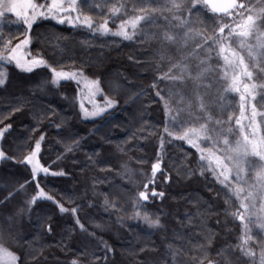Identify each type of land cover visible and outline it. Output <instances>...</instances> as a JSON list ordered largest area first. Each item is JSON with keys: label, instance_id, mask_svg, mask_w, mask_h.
<instances>
[{"label": "trees", "instance_id": "1", "mask_svg": "<svg viewBox=\"0 0 264 264\" xmlns=\"http://www.w3.org/2000/svg\"><path fill=\"white\" fill-rule=\"evenodd\" d=\"M182 2L185 7L176 14L186 22L185 27L167 11L155 12L152 23L141 22L131 40L112 32L118 30L121 19L141 14L138 9L133 11V5H141L142 0H78L81 21L90 17L92 28L49 17L28 30L11 13L0 22V51L4 41L11 39L15 47L27 35L26 59L40 56L58 71L83 73L76 80L53 85L46 67L26 73L14 63H0V70L8 73L6 84L0 85V129L11 125L0 137V150L15 157L0 160V246L20 255L23 264H71L72 260L77 264H259L264 230L258 227L254 213L264 204L263 193L257 192L252 214L241 207L248 185L254 183L255 168L248 171V183L241 185L245 191L238 199L212 173L209 159L201 160L200 151L186 140L164 132L165 126L182 133L207 125L212 139L200 141L205 156L209 152L222 156L227 147L243 142L237 122L242 92L226 90L230 78L219 47L206 46L207 37L219 36L221 26L234 27L241 18L235 13L215 14L203 0ZM239 2L259 9L264 0ZM166 3L169 0H153L148 6ZM121 4L125 7L113 15L112 7ZM105 20L112 31L98 32ZM166 31L180 36L187 33V43L169 44L163 39ZM249 42L254 44L255 37ZM225 45L245 58L253 73L249 84L257 85L248 101L264 113V88L260 87L264 72L248 58L247 49L240 47L239 37ZM175 64H186L189 71L181 74ZM204 69L208 71L196 79ZM169 72L182 78L164 79ZM96 79L100 80L98 92L91 85ZM83 85H90L93 100L85 99ZM105 97L117 104L106 114L86 118L81 105L88 111L97 110L104 107ZM256 120L260 136L264 135L261 116ZM41 135L45 137L41 163L52 172L64 173L41 174V187L65 207H78V213H61L55 203L43 199L28 204L36 185L30 169L18 161ZM158 160L160 169L153 177L152 164ZM250 160L256 165L264 163L256 157ZM211 167L215 166L211 163ZM145 184L149 185L146 202L138 197ZM153 188L163 192V197H151ZM105 199L115 207H105ZM145 212L152 219L159 218L160 226L150 227L142 218ZM77 217L85 230L76 223ZM246 226L252 239L244 247L255 253V261L241 251ZM0 264H9L5 254L0 253Z\"/></svg>", "mask_w": 264, "mask_h": 264}, {"label": "snow or ice", "instance_id": "2", "mask_svg": "<svg viewBox=\"0 0 264 264\" xmlns=\"http://www.w3.org/2000/svg\"><path fill=\"white\" fill-rule=\"evenodd\" d=\"M82 2V0H81ZM153 0H142L141 5L134 4L133 11L139 10L140 15H133L129 19H121V22L118 26V30L112 32L115 36H120L126 40L133 39L136 29L141 25V22L144 24H150L153 21V13L155 12H164L172 14L173 18L180 22V27H185L186 22L182 19L180 15L176 13L181 12L182 8L185 7V4L182 0H169V3L164 5H159L157 7H150ZM204 3L209 5L213 12L224 13L226 15H232L235 13L241 18V22L236 24L234 27L230 25L221 26L218 31L220 33L219 36L213 34L211 37H207L208 43L206 46L209 49H212L213 45L219 47V52L223 56V59L227 65L232 68H242L243 71L240 73V76H245L249 80L252 79L253 73L248 70L249 66L245 63V58L243 56L237 57L235 51L231 52V56L228 55L230 51V47H226L225 41H229L234 37L240 38V47L247 49L248 58H250L254 62V66L260 68L262 72H264V3L261 4L259 9L255 6L249 8L246 3L239 2V0H220V3L214 2V0H204ZM125 6L121 4L119 7L113 6L111 12L113 15L118 13L121 8ZM195 7V3L193 4ZM6 13H11L16 16L17 20L23 22L28 30H31L34 23H36L41 18H49L58 20L59 23H68L75 24V22H82L87 27H93V21L90 17L85 16L81 21V9L78 3V0H49L46 3H36L34 0H0V22H2ZM72 13H76V16L73 17ZM165 20H168V17H164ZM109 21L105 20L104 23L100 24L97 28L98 32L108 33L112 31L109 28ZM131 27L132 31L129 32L128 28ZM228 29V34L224 35L225 30ZM255 37V43H250L251 38ZM163 39L172 45H179L181 41L185 44L187 43L188 34L184 33L183 36H180L179 33L176 35H171L167 31L163 35ZM30 36H26L24 40L20 43L16 44L15 47L11 46V39L4 41L2 45V51H0V63L4 65L15 64V67L22 72L32 73L35 69L40 67H46L51 72V83L53 85H57L62 80H76L77 76H82L83 73L80 71H63L57 70L56 67H53L45 58L36 56L31 59H26L18 54V50H20L24 45L29 44ZM201 47V45H198ZM7 53V54H5ZM238 59V63L236 62ZM173 67H179L181 74L186 71H189L186 64H175ZM171 71V70H170ZM208 69H204L201 72H198L196 75V79H200L203 77L204 73L207 72ZM227 75V73H225ZM8 73L4 70H0V85H5L7 82ZM164 79L170 80H178L181 79L182 76H172L169 73L164 74ZM91 85L95 87V90L100 91L99 85L100 80L96 79L91 81ZM257 87L256 84L252 85H244L245 94L241 96L242 100H246L248 95H252V90H255ZM260 87L264 88V85ZM251 89V90H250ZM226 90H234L239 92V82L236 75H233L231 84L229 89ZM157 95H161L160 90L157 89ZM163 99L164 97L161 96ZM253 100H255V96L253 95ZM117 104L115 99H111L105 97L104 107H98L97 110L88 111L84 109L83 105H81V109L83 111L84 116L87 117H97L102 114H106L108 109L113 108ZM166 109H168L169 114L171 113V109L166 103ZM203 107V105H201ZM243 107V105H242ZM19 110V109H16ZM261 116V126H264V113L257 112L255 105L252 108V116L250 123L252 124V133L251 136L245 135L243 138V143L237 141L235 146L227 147L224 150V154L222 156H215L213 153L209 152L207 156L204 154V149L201 147V140H209L212 137L209 135V129L207 125H200L199 128H188L184 130L182 133L178 128H175V131L170 130L169 127L165 126L164 132L169 136H174L176 139L186 140L189 145L196 148L201 153V160L209 159L210 161V170L216 178L220 181V183L224 184L225 187H228L234 191V194L239 199L241 194L245 191V188L241 185L247 184V173L250 169L255 168V180L254 183L248 185L247 196L241 202V207L245 208L250 214H252V210L256 208V196L257 192L264 193V163L260 165H256L254 161L250 160V157H256L259 161L264 162V135H261L259 138L256 137V127H257V116ZM175 120V117H172ZM239 123V121H237ZM219 123V122H218ZM11 125H6L4 128L0 129V137H3L5 132L10 129ZM45 139L43 135H41L38 139L35 140V144L33 147L29 149L26 155H24L23 159L18 161V163L23 164L26 168L30 169V178L32 182H35L36 192L28 201L29 205H35L39 200H47L52 201L59 208L61 213L71 212L73 214L78 213L79 208L73 207L68 208L65 207L64 203L58 200L54 195L46 192L43 187H41L42 176L47 177L48 175H64L62 171L60 172H52L50 167L44 166L41 163L40 153H41V144ZM78 143V142H77ZM224 144L227 146L229 141L227 138L224 140ZM67 151H72V148H68ZM15 160V157L9 156L3 150H0V160ZM215 161V167H211L212 160ZM160 169L159 160L152 164V174L155 177V174ZM217 170H219L217 174ZM234 175V180L236 187L232 188V178ZM222 177V179H221ZM29 183V181H25V184ZM25 185H20V189H23ZM149 185H144V191H140L138 193L139 200L148 201L149 200ZM12 194L10 193V196ZM163 192H157L155 188L151 191V197H163ZM245 201H252V203H247ZM105 207L110 206L111 202L107 199L104 201ZM111 206L115 207L114 204ZM139 207V203L136 205ZM140 212H136V216L140 217ZM256 217V223L261 230H264V204H261L260 207L254 213ZM144 221L149 224L150 227H159L160 219H152L147 212L144 213L143 217ZM239 218L241 221L245 220L244 215H240ZM76 223L80 224L79 218L77 217ZM251 223V220H249ZM81 230H85L84 226L80 224ZM49 232H51V225L48 228ZM250 229L246 226V234L243 239L241 251L246 255H249L255 261V253L248 252L245 250V247L248 244V241L252 239L251 235L247 233ZM0 253L5 254L9 258V264H23L22 257L17 253H14L3 246H0ZM71 264H77L76 260H72ZM228 264H231L229 261ZM259 264H264V247H261L260 256H259Z\"/></svg>", "mask_w": 264, "mask_h": 264}, {"label": "rangeland", "instance_id": "3", "mask_svg": "<svg viewBox=\"0 0 264 264\" xmlns=\"http://www.w3.org/2000/svg\"><path fill=\"white\" fill-rule=\"evenodd\" d=\"M130 31H131V27L129 26L128 28ZM27 36V35H26ZM25 38V37H24ZM24 40V39H23ZM28 45V44H27ZM27 45H24L20 50H18V54L22 57H24V54L26 52L25 50V47ZM233 50L230 49L228 55L231 56V52ZM237 54V53H236ZM237 57H239V55L237 54ZM25 58V57H24ZM224 61V59H223ZM238 63V59L236 61ZM224 64H225V68L227 69L228 71V76H229V86L231 84V81H232V77L233 75H236L237 76V79H238V82H239V88H240V91L239 92H242L241 93V96H244L246 95L245 94V89H244V85L247 84L250 86L249 84V79L245 76H240V73L243 71L242 68H232L230 67L229 65H227L224 61ZM84 86V85H83ZM90 85H86L84 86L86 89L83 91L84 92V95H85V99H92L93 100V96H91L92 92L90 90ZM251 90V89H250ZM251 96V95H250ZM87 97V98H86ZM248 97L249 95L246 97V100H242L241 99V113H240V117H239V123H238V126H239V130L242 134V138H244L245 135H249L251 136V133H252V124L250 123V120H251V116H252V107H251V104L249 103L248 101ZM243 105V107H242ZM256 137L259 138L260 137V134H259V130H258V127H256ZM243 141V140H242ZM188 143V142H187ZM243 143V142H242ZM212 164L214 166L215 165V161L214 159L212 160ZM263 199H264V193H263Z\"/></svg>", "mask_w": 264, "mask_h": 264}, {"label": "water", "instance_id": "4", "mask_svg": "<svg viewBox=\"0 0 264 264\" xmlns=\"http://www.w3.org/2000/svg\"><path fill=\"white\" fill-rule=\"evenodd\" d=\"M204 1V0H203ZM214 2L216 3H220V0H214ZM207 5V4H206ZM207 7L212 11L211 7L209 5H207ZM213 12V11H212ZM215 14H223V13H217V12H213Z\"/></svg>", "mask_w": 264, "mask_h": 264}]
</instances>
